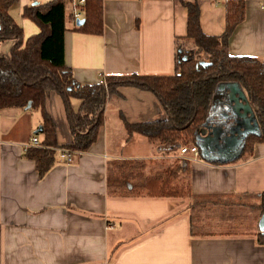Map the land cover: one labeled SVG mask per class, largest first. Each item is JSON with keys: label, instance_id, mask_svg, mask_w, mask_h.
<instances>
[{"label": "crops", "instance_id": "0c3cea01", "mask_svg": "<svg viewBox=\"0 0 264 264\" xmlns=\"http://www.w3.org/2000/svg\"><path fill=\"white\" fill-rule=\"evenodd\" d=\"M47 1L15 0L8 8L23 41L39 32V26L21 15L22 7ZM196 1L202 31L222 34L226 0ZM101 6V33H87L72 28L84 22L82 6L81 15L73 18L70 0H65L71 20L64 32V61L76 82L174 72V37L186 33L187 9L181 0H101ZM244 8L243 20L229 37L228 51L257 57L264 68V0H244ZM77 19L83 22L77 24ZM15 41H0V55L8 57ZM117 91L106 99L95 141L69 162L60 158L57 148L52 166L42 176L25 155L31 138H42V131H37L40 111L26 106L0 109V264H264V243L257 231L192 236L185 199L107 193L109 160L191 156L181 153L177 144H153L125 128V123L167 118L152 91L131 85H121ZM80 104L78 97L68 96L66 102L60 93L46 91L45 107L58 143L71 141L68 113L77 112ZM206 133L201 131L202 141L214 138ZM240 146L229 145L226 151L214 147L190 159L191 193L263 192L264 141L255 142L244 161L219 162L235 157Z\"/></svg>", "mask_w": 264, "mask_h": 264}, {"label": "trees", "instance_id": "16d2710c", "mask_svg": "<svg viewBox=\"0 0 264 264\" xmlns=\"http://www.w3.org/2000/svg\"><path fill=\"white\" fill-rule=\"evenodd\" d=\"M15 0H0V41L16 38L8 57L0 55V109L25 107L40 111L42 138L25 155L35 162L39 176L54 162L57 148L71 152L72 160L95 141L103 124L106 99L118 93L121 85L152 91L160 100L167 118L140 124H127L153 144L174 143L179 149L196 145L200 149L201 131L218 127L221 135L237 124L230 98L231 84H237L252 101L257 131L241 138L239 153L219 162L246 160L257 141H264V68L257 57L232 55L229 37L245 16L244 0H226L225 29L220 35L205 34L199 23L196 0H181L187 9L186 33L174 37V72L171 74L108 75L105 84L80 85L64 61V32L71 16L65 0H49L22 7L21 15L33 20L39 32L23 41L19 26L12 23L8 8ZM84 22L72 26L87 33H101V0H86L82 6ZM185 42L193 45L190 54ZM203 53L201 57H195ZM81 99L77 112L68 113L72 139L60 144L52 118L45 107L46 91ZM236 129V127H235ZM234 130V129H233ZM201 154V150H200ZM189 155V154H188ZM187 155V156H188ZM186 157V156H185ZM71 160V161H72ZM216 162V161H215ZM190 159L161 157L112 159L107 162V193L115 197H172L185 199L192 236L253 233L264 243L257 220L264 211V191L241 194H193L190 189Z\"/></svg>", "mask_w": 264, "mask_h": 264}, {"label": "water", "instance_id": "95a60500", "mask_svg": "<svg viewBox=\"0 0 264 264\" xmlns=\"http://www.w3.org/2000/svg\"><path fill=\"white\" fill-rule=\"evenodd\" d=\"M83 22V19H77L76 20V23L77 24H81ZM0 28H1V25H0ZM231 91H230V98L233 100L234 102V105H233V109L234 111L236 112L237 114V124H236V129L235 128H231L232 131H235V130H238V128L240 127V123H239V120L241 117H243L244 115H247V114H251V116H253L250 121H253V123H255V126H254V130H252L253 132L254 131H257V123H256V120H255V116H254V112H253V108H252V101L251 100H248L246 96H244V94L241 92L240 88L238 87L237 84H231ZM237 90V91H236ZM30 107V101H28L27 105H26V108ZM215 128V127H214ZM216 129V128H215ZM234 129V130H233ZM37 131L38 132H41L42 131V127L39 126L37 128ZM205 130H202V132H204ZM219 134H214V136H210V137H214L216 138V141L217 139H219L221 137V130L219 128ZM213 131L211 130V133ZM249 131H246L245 133H247ZM245 133H243V135H245ZM242 135V136H243ZM209 136V134H208ZM226 135H223V137H221L222 140H224L226 137ZM241 136V138H242ZM208 138V137H207ZM202 137L200 136V140H201V143H200V150H201V153L204 155L207 153V150L210 149L209 146L207 145V139H205L204 141H202ZM221 140V141H222ZM258 228L259 230L264 233V211L262 212L259 220H258Z\"/></svg>", "mask_w": 264, "mask_h": 264}, {"label": "rangeland", "instance_id": "374dc122", "mask_svg": "<svg viewBox=\"0 0 264 264\" xmlns=\"http://www.w3.org/2000/svg\"><path fill=\"white\" fill-rule=\"evenodd\" d=\"M185 46V50L188 54H190V49L193 47L192 44H186L184 45ZM203 53H198L195 57H201ZM253 116H251V114H247V115H244L243 117L240 118L239 120V123H240V127L238 128V130H235V131H232V130H229L228 133H227V139L225 138L224 140L221 141V144L220 145H217L218 141H216V138H207V145L209 146V148H216L218 149V147L221 146L222 150L226 151L228 150V147L229 145L231 146H235L237 143L238 145H240V142H241V136L243 135V133H245L246 131H252L250 129H254V126H255V123H253V121H250V119L252 118ZM235 126H233V128H235ZM216 128V129H215ZM215 128H212V133H209V131H206V136H214V134H219V128L218 127H215ZM215 137V136H214ZM230 138V139H229ZM226 147V148H225ZM152 151V150H151Z\"/></svg>", "mask_w": 264, "mask_h": 264}, {"label": "built area", "instance_id": "2783aa9c", "mask_svg": "<svg viewBox=\"0 0 264 264\" xmlns=\"http://www.w3.org/2000/svg\"><path fill=\"white\" fill-rule=\"evenodd\" d=\"M86 0H70V13L73 18H78L81 15L80 7L85 4ZM100 83L105 84V78L102 77ZM32 145H38L39 139L37 136L31 138ZM59 156L63 160L69 162L72 160L71 152L67 149H59ZM181 153L189 152L191 154L190 159L196 160L200 155V150L196 145L183 146L180 148Z\"/></svg>", "mask_w": 264, "mask_h": 264}]
</instances>
